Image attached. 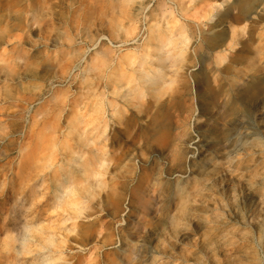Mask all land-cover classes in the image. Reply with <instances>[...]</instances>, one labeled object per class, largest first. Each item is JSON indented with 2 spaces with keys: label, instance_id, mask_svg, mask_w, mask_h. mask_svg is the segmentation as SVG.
I'll list each match as a JSON object with an SVG mask.
<instances>
[{
  "label": "rangeland",
  "instance_id": "rangeland-1",
  "mask_svg": "<svg viewBox=\"0 0 264 264\" xmlns=\"http://www.w3.org/2000/svg\"><path fill=\"white\" fill-rule=\"evenodd\" d=\"M198 1L0 0V264H264V0Z\"/></svg>",
  "mask_w": 264,
  "mask_h": 264
},
{
  "label": "bare ground",
  "instance_id": "bare-ground-1",
  "mask_svg": "<svg viewBox=\"0 0 264 264\" xmlns=\"http://www.w3.org/2000/svg\"><path fill=\"white\" fill-rule=\"evenodd\" d=\"M122 1H123V4H125V5L122 4L123 6H121V14L124 16H126V15L128 16L129 12L127 10L126 4H128L129 0H122ZM203 1L204 0H199L198 2H199V4H201V3H203ZM259 7L260 6L257 5L255 11H257L259 9ZM207 14H208V12L204 11V6L200 5L199 8L197 9L196 15L200 16V18H202ZM184 15L187 16L188 15L187 12H185ZM185 16L183 17V15H180V14L176 15L175 13L169 12L168 14L163 13L162 15H159V16H152L151 15L149 17V20H152V19L157 20L158 25L153 26V27H155L153 30L157 31V40H158L159 44H155V45L157 46L158 53L156 56V61L152 60L154 65H151V68L148 71L143 70L141 75H142V78L144 79L145 82H149V84H151L152 90H157L156 88H160L161 86H163L166 83V80L162 78V74L166 70L167 67L169 68V66L172 65L176 68L177 65L180 64L181 59H178V57H180V54L177 57L176 56L173 58L168 57L167 52H166V46H167V44H173L175 37L183 35V33H184L183 31L185 29V26H184L185 24L183 21H187V18ZM161 24H162V26H161ZM111 26L113 27V25H111ZM157 26H159L160 28ZM110 29H109V31L111 32ZM114 30H116V29H114ZM251 66H252V62L250 61L248 63V67H251ZM154 68H157V69L154 70ZM129 93L125 96L124 100H128L130 98L129 95H132V92L130 94ZM112 108H114V107H112ZM122 108H124V107H122ZM120 114H118V115H120ZM59 182L60 181H56V183H59Z\"/></svg>",
  "mask_w": 264,
  "mask_h": 264
}]
</instances>
